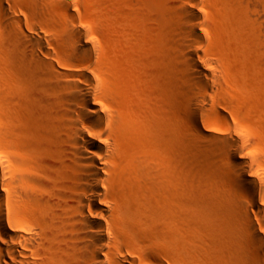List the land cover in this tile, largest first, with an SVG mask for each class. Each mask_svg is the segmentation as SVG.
I'll return each mask as SVG.
<instances>
[{"label":"bare ground","instance_id":"obj_1","mask_svg":"<svg viewBox=\"0 0 264 264\" xmlns=\"http://www.w3.org/2000/svg\"><path fill=\"white\" fill-rule=\"evenodd\" d=\"M99 1L97 36L72 0H0V264H196L245 234L264 257V153L205 0Z\"/></svg>","mask_w":264,"mask_h":264},{"label":"rangeland","instance_id":"obj_2","mask_svg":"<svg viewBox=\"0 0 264 264\" xmlns=\"http://www.w3.org/2000/svg\"><path fill=\"white\" fill-rule=\"evenodd\" d=\"M72 1L75 2L74 6L75 10L78 12L77 15L82 19L85 25L91 26V28L93 27V31L97 33V36L99 32L101 34L98 28V26H100L98 22L99 18L97 17L100 1ZM175 1L176 0H173L172 2ZM203 3L204 1L202 4ZM204 4L203 7L205 8L203 9L206 11L204 14H207L205 15L209 20L207 21V25L210 24L208 25L209 31L207 32L209 33H207L205 41L207 43L209 41V44L211 43L212 45V49L225 60H223V62L226 64H223L226 66V71H229V74H227L228 77H230V83L232 82V88H229L228 94H230L229 96L233 103V108L236 109V111L238 110L237 112L242 115V125L247 127L254 135L258 136L257 138L260 142L258 149L264 153V119H262L263 116L259 115L258 110V104H261L260 99H264V91L262 92V90H264V0H205ZM241 24L244 26H242L243 29L240 27ZM97 29L99 30L97 31ZM207 36L209 38L211 37V41ZM216 121L220 125H223L220 119ZM190 133L188 132V128H186V137L191 136L192 134L189 135ZM184 149V157L186 159L185 168H187L188 171L186 172L188 179L189 177L190 179L193 177L192 181H194V177L196 178L198 176V179L202 178L205 180V175H203L204 172H202L201 176L199 170L195 172V166V169L191 170L193 167L192 165H195L189 163V159L193 160L194 157L191 152L192 150L187 144ZM259 151L257 150V152ZM237 152L239 154H245V151L243 153L239 149ZM248 152H253V149L248 150ZM188 163L192 166L191 168H189ZM220 166L219 168L217 167L218 171L217 168H215V172H219L217 176H221L223 172ZM189 170L191 171L189 172ZM190 173L191 176L189 175ZM210 173L212 172H209V174ZM216 173L213 172L210 174L211 177L213 176L215 179ZM210 175H207V178H209ZM219 177H216V179ZM209 217L210 216H207L208 219ZM253 219L259 229L262 249L264 251V222L261 223V219L257 215H253ZM242 230L245 233L244 229ZM245 237L247 241L249 240L248 246L244 245L245 247L237 244L231 236L219 242H213L207 239L202 240L197 244L194 261L196 264H264V257L258 254L256 242H252L246 234Z\"/></svg>","mask_w":264,"mask_h":264}]
</instances>
